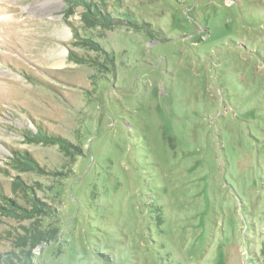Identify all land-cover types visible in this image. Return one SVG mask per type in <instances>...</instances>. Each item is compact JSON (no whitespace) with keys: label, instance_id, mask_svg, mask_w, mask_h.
Returning a JSON list of instances; mask_svg holds the SVG:
<instances>
[{"label":"rangeland","instance_id":"1","mask_svg":"<svg viewBox=\"0 0 264 264\" xmlns=\"http://www.w3.org/2000/svg\"><path fill=\"white\" fill-rule=\"evenodd\" d=\"M85 1L0 0V264H264V0Z\"/></svg>","mask_w":264,"mask_h":264},{"label":"trees","instance_id":"2","mask_svg":"<svg viewBox=\"0 0 264 264\" xmlns=\"http://www.w3.org/2000/svg\"><path fill=\"white\" fill-rule=\"evenodd\" d=\"M81 2L85 5V6H87L89 9H91V7H92V5H90L88 2H86L85 0H81ZM53 138L55 139V140H59V141H62V139L60 138V137H58V136H53ZM15 155L17 156V159H16V161H17V163H24V164H28L27 162H24V161H22L20 158H22V159H26L29 163H35V162H33V159L31 158V157H29V156H27V157H24L22 154H20L19 152H17V153H15Z\"/></svg>","mask_w":264,"mask_h":264}]
</instances>
